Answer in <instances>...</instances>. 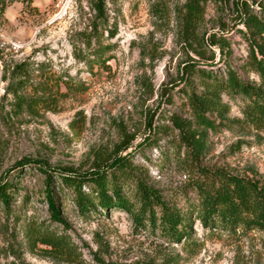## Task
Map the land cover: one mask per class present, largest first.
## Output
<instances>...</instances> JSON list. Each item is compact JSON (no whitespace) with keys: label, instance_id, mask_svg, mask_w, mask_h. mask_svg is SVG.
Here are the masks:
<instances>
[{"label":"rangeland","instance_id":"1","mask_svg":"<svg viewBox=\"0 0 264 264\" xmlns=\"http://www.w3.org/2000/svg\"><path fill=\"white\" fill-rule=\"evenodd\" d=\"M95 1L0 0V179L15 186L11 209H0V264H81L37 240L41 231L66 235L88 264H264V231L205 228L191 211L201 170L264 177V131L236 122L244 105L239 96L221 95L226 123L207 113L218 123L214 130L198 122L185 95L191 84L197 91L206 85L189 65L217 79L230 66L259 82L247 70L238 8L245 1L259 13L260 0H202L204 19L190 41L180 22L188 0H104L102 19ZM23 61L34 79L47 75L67 93L59 112L12 114L15 99L3 75ZM77 115L85 120L75 131L70 123ZM193 141L206 146L191 163ZM41 163L54 173L68 228L51 221ZM99 166L118 177L136 206L144 183L171 207L191 212L192 236L170 241L121 208L82 212L57 173ZM82 189L92 194V185Z\"/></svg>","mask_w":264,"mask_h":264},{"label":"trees","instance_id":"2","mask_svg":"<svg viewBox=\"0 0 264 264\" xmlns=\"http://www.w3.org/2000/svg\"><path fill=\"white\" fill-rule=\"evenodd\" d=\"M202 2L188 0L180 8L182 36L188 41L196 37L197 29L204 19ZM104 4V0L94 2L99 19L103 18ZM257 7L259 13H251L249 5L244 1L238 11L239 22L245 28L239 32L249 49L247 70L256 73L259 82L243 79L230 66L227 67V76L223 79H217L212 71L196 69L195 65L187 67L189 73L198 72L206 79L204 91H197L191 84L185 89V95L198 122L207 128L215 130L218 127L216 120L207 116V113H216L223 124L228 121L225 115L227 104L221 98L222 94H226L229 97L239 96L244 100L242 117L236 119L237 123L264 131V0L258 1ZM212 41L215 42L214 39ZM32 74L31 64L26 61L14 65L8 74L4 73L3 79L9 82L7 93L12 94L15 99L12 114L17 117L24 113L37 115L41 111L59 112L61 97L67 93H60L59 82L51 83L47 75L42 74L43 76L34 79ZM84 120V117L77 115L70 126L77 131ZM189 146L193 163L201 156L206 145L204 142L193 141ZM26 162L29 164L34 161L31 159ZM21 164L20 162L19 165ZM46 166L39 164L46 177L44 196L51 221L68 228V222L59 207L60 195L55 186L54 173ZM76 173L73 169L64 167L57 173V177L60 184L73 188L76 203L82 212L95 209L97 206L105 211L111 207L121 208L133 216L137 225L149 223L153 230L158 229L160 234L170 241L181 242L192 236L191 212H182L171 207L157 189L144 183L139 184L138 207L124 196L118 177L105 171L103 166L82 174ZM85 184L92 185V194L84 193L82 188ZM14 187L6 177L0 179V209L6 211L11 209ZM194 187L199 199L191 211L196 212V218L205 228L221 227L233 232L238 229L264 231V177L254 179L223 171L209 174L201 170ZM110 189L112 196L108 193ZM156 208H159V211ZM35 238L49 246L56 254L73 258L81 264H88L82 261L77 249L66 235L41 231L35 232ZM162 264L178 263L166 261Z\"/></svg>","mask_w":264,"mask_h":264}]
</instances>
